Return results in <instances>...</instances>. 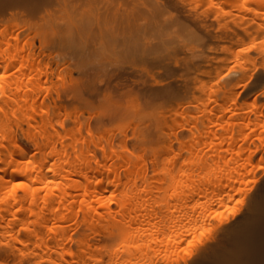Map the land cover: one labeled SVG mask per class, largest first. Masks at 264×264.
Wrapping results in <instances>:
<instances>
[{"label": "bare ground", "instance_id": "1", "mask_svg": "<svg viewBox=\"0 0 264 264\" xmlns=\"http://www.w3.org/2000/svg\"><path fill=\"white\" fill-rule=\"evenodd\" d=\"M45 1L0 20V264H264V0Z\"/></svg>", "mask_w": 264, "mask_h": 264}, {"label": "rangeland", "instance_id": "2", "mask_svg": "<svg viewBox=\"0 0 264 264\" xmlns=\"http://www.w3.org/2000/svg\"><path fill=\"white\" fill-rule=\"evenodd\" d=\"M36 1H38V0H0V20L1 21L2 20H5L6 21V20H8V19H10V18H12V17H14L16 15H18L17 17H22V18H25V19L28 18L29 20L31 19L30 21H32L33 18L38 19V20L34 19L33 20L34 22H35V20H36V22H39V19L40 18H41V20L42 19H47L46 17H48V19L50 17V20L51 19L52 20H55L56 18H58V14L59 13L58 14L56 13L57 14V17H54V15H56L55 14V11H54V15H52L53 14V11L50 12L51 10H54L55 7L47 5V3H46L45 0L43 1V3H42L41 0H39L38 1L39 2L38 6L40 4H42L39 7H41V6L43 7L46 4L45 6L46 7H50V8H46V7L44 8L43 7L42 9H38L39 11L36 10L38 8V6L36 4ZM34 5L37 6V7H35ZM43 9L44 10L46 9L45 11H47L48 13H46L45 11H43ZM49 12L52 13V14H50ZM48 14H49V16H48ZM51 17H53L54 19L51 18ZM131 102H132V97L131 96H129V95L122 96V106H126L129 103L131 104Z\"/></svg>", "mask_w": 264, "mask_h": 264}]
</instances>
